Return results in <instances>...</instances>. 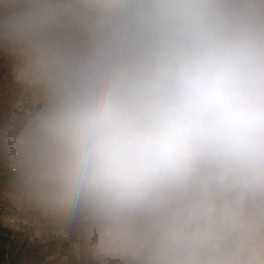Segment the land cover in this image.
<instances>
[{
  "label": "clouds",
  "instance_id": "9594fccd",
  "mask_svg": "<svg viewBox=\"0 0 264 264\" xmlns=\"http://www.w3.org/2000/svg\"><path fill=\"white\" fill-rule=\"evenodd\" d=\"M23 202L89 264H264V0H0Z\"/></svg>",
  "mask_w": 264,
  "mask_h": 264
},
{
  "label": "trees",
  "instance_id": "16d2710c",
  "mask_svg": "<svg viewBox=\"0 0 264 264\" xmlns=\"http://www.w3.org/2000/svg\"><path fill=\"white\" fill-rule=\"evenodd\" d=\"M17 97L13 83L12 63L0 62V124L6 119L10 104ZM13 173L3 152H0V194L19 195L12 180ZM21 198V197H20ZM20 213L28 221L23 229L0 225V264H89L82 247L75 251L72 243H80L72 226L41 217L21 198Z\"/></svg>",
  "mask_w": 264,
  "mask_h": 264
},
{
  "label": "rangeland",
  "instance_id": "374dc122",
  "mask_svg": "<svg viewBox=\"0 0 264 264\" xmlns=\"http://www.w3.org/2000/svg\"><path fill=\"white\" fill-rule=\"evenodd\" d=\"M0 203L3 204L7 210V212H3L0 209V225L8 228H19L12 222V220L18 217L16 211H21L22 204L20 196L8 192L4 195L0 194Z\"/></svg>",
  "mask_w": 264,
  "mask_h": 264
},
{
  "label": "built area",
  "instance_id": "2783aa9c",
  "mask_svg": "<svg viewBox=\"0 0 264 264\" xmlns=\"http://www.w3.org/2000/svg\"><path fill=\"white\" fill-rule=\"evenodd\" d=\"M7 62V61H9L8 59H6L2 54H0V62ZM17 102V97L15 98V100H13L12 101V103L10 104V107H9V111H8V113H6V118H8L10 115H11V112H12V110H13V106H14V104ZM0 209H1V211H3V212H7V210L5 209V206L3 205V204H1L0 203ZM17 213V212H16ZM12 222L17 226V227H19V228H17V229H23V228H25V227H27L28 226V221H27V219L24 217V216H22V214H20V213H18V217H16V218H14L13 220H12ZM71 247L75 250V251H79L80 250V248H81V246H80V243H78V242H76V243H72L71 244Z\"/></svg>",
  "mask_w": 264,
  "mask_h": 264
}]
</instances>
